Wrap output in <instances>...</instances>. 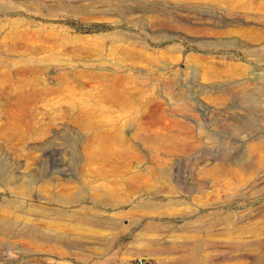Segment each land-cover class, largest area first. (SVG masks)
Listing matches in <instances>:
<instances>
[{"label": "rangeland", "instance_id": "obj_1", "mask_svg": "<svg viewBox=\"0 0 264 264\" xmlns=\"http://www.w3.org/2000/svg\"><path fill=\"white\" fill-rule=\"evenodd\" d=\"M194 251L264 264V0H0V264Z\"/></svg>", "mask_w": 264, "mask_h": 264}, {"label": "bare ground", "instance_id": "obj_2", "mask_svg": "<svg viewBox=\"0 0 264 264\" xmlns=\"http://www.w3.org/2000/svg\"><path fill=\"white\" fill-rule=\"evenodd\" d=\"M81 219H84V216L82 215H79V216H77V220H81ZM92 224H101L102 223V220H100L99 218H93V219H91V221H90ZM199 249V247L196 249V250H198ZM198 251H194V253H193V258H192V262H193V264H197V263H203V261L204 260H201L200 258H199V256H198Z\"/></svg>", "mask_w": 264, "mask_h": 264}, {"label": "built area", "instance_id": "obj_3", "mask_svg": "<svg viewBox=\"0 0 264 264\" xmlns=\"http://www.w3.org/2000/svg\"><path fill=\"white\" fill-rule=\"evenodd\" d=\"M140 264H143V262L141 261Z\"/></svg>", "mask_w": 264, "mask_h": 264}]
</instances>
